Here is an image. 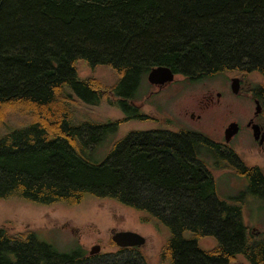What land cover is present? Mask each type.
<instances>
[{"label":"trees","instance_id":"trees-1","mask_svg":"<svg viewBox=\"0 0 264 264\" xmlns=\"http://www.w3.org/2000/svg\"><path fill=\"white\" fill-rule=\"evenodd\" d=\"M78 61L109 67L118 79L105 86L80 78ZM158 66L190 81L257 73L263 81L251 91L264 100V0H0V199L72 206L110 198L170 231L161 252L169 264H232L238 254L264 262V235L246 226L242 203L218 198L211 159L220 145L207 135L132 131L103 160L97 155L120 122L80 121L77 108L108 102L138 116L131 102ZM240 167L250 189L264 190L260 168ZM205 236L218 244L203 249ZM0 264L148 258L140 247L61 252L34 231L0 227Z\"/></svg>","mask_w":264,"mask_h":264},{"label":"rangeland","instance_id":"rangeland-1","mask_svg":"<svg viewBox=\"0 0 264 264\" xmlns=\"http://www.w3.org/2000/svg\"><path fill=\"white\" fill-rule=\"evenodd\" d=\"M77 72L80 78L94 77L105 86L114 84L118 79V74L111 68L102 65L92 67L86 61H78ZM233 77V73L223 72L190 81L176 74L175 80L163 89L158 85H150L147 80L137 92L138 98L131 102L140 106L139 111L144 114L132 117L120 107L104 102L96 106L80 105L77 117L80 121L120 122L117 133L97 150V155L103 156L102 160L115 141L129 132L146 129L194 131L207 135L218 144L223 143L228 122L236 120L245 123L249 116L254 115L256 104L247 93L263 81L262 76L252 73L245 79L240 91L234 93L231 88ZM198 115H201L200 119ZM254 143L244 131L235 137L231 146L243 156L245 164L235 165L233 160H223V156L231 160V155L228 156L229 153L223 148L217 160L211 159L214 166L211 170L216 179L217 195L222 199L230 193L234 196L243 193V198L239 199L243 205V221L254 233L264 235V198H257L253 190H249L248 176L240 167L260 166L264 170V151ZM142 215L143 212L114 199L93 196H87L72 206L43 205L19 198L0 199V227L11 232L34 231L40 241L52 245L58 251L70 252L80 246L89 253L95 245H100V252L116 251L119 246L114 244L113 234L133 231L146 238L140 249L147 256L148 264H169L162 259L161 252L170 237V231L166 227L159 230L142 222ZM218 242L213 236L199 240L203 249L213 248ZM232 264L252 263L244 255L238 254Z\"/></svg>","mask_w":264,"mask_h":264},{"label":"flooded vegetation","instance_id":"flooded-vegetation-1","mask_svg":"<svg viewBox=\"0 0 264 264\" xmlns=\"http://www.w3.org/2000/svg\"><path fill=\"white\" fill-rule=\"evenodd\" d=\"M237 77H239L241 80V88H242V86L245 85V80L240 76H237ZM168 85L169 84H165L163 86H158V87L163 89L164 87H167ZM246 88H248V87H246ZM247 94L251 95V98L255 102V104H260L259 105L260 111L259 112L256 111V107H255L254 115L249 116L245 123H242L241 121H236V120H232V121L228 122V124L225 127V135L224 136H226L227 129L234 123H236L238 125V131L230 139L229 142H226V137H224L225 141L223 143H219L220 144V149H219L220 151L223 148H225L226 149L225 151H227L229 153L228 156H230L231 154L234 156L238 155L243 160L244 163H245V160H244L243 156L237 151V149H235L231 146V142L235 139V137H239L244 131L247 132L249 134V136L251 137V139L255 142L254 143L255 146L260 147V149L264 151V100L261 99L260 97H258L257 95L253 94V92L251 91V88H250V92ZM218 95L221 96V93H218ZM135 107H137L138 110H140V106H135ZM140 111L137 112V113H139L138 116L144 114ZM194 117H195V115L192 114V118H194ZM200 117H201V115L197 116L198 119H200ZM150 130H153V129H146L144 131H150ZM230 158H231V160H229L227 157L223 156V160H225V161H232L233 160V163H235V159L232 156H230ZM219 161H222V160L219 159ZM252 167L253 168H260V166H252ZM261 170L264 173V170L263 169H261ZM262 185L264 187V184H262ZM249 187H250V185L248 184V188ZM249 190H252V189L249 188ZM253 192L255 193L257 198H261V197L264 198V190L261 189V191H260V190L254 188ZM223 195L224 194H221V196H223ZM258 196H260V197H258ZM218 198L221 199V197H219V196H218ZM240 198H243V193L241 195H235V196L230 193L226 197L222 198V200H225L226 202H229V203H232V202L237 203Z\"/></svg>","mask_w":264,"mask_h":264},{"label":"water","instance_id":"water-1","mask_svg":"<svg viewBox=\"0 0 264 264\" xmlns=\"http://www.w3.org/2000/svg\"><path fill=\"white\" fill-rule=\"evenodd\" d=\"M176 73L168 66H158L153 68L148 76L147 80L150 84L163 86L165 84L172 83L175 80ZM231 88L234 93H238L241 89V80L235 76L231 79ZM260 104H256V111H260ZM238 131V125L232 124L226 131V142H229L233 134ZM113 242L120 248H133L141 247L145 244L146 238L137 232L133 231H119L115 232L112 236ZM101 250L100 245H95L91 248L90 254L94 255L99 253Z\"/></svg>","mask_w":264,"mask_h":264}]
</instances>
